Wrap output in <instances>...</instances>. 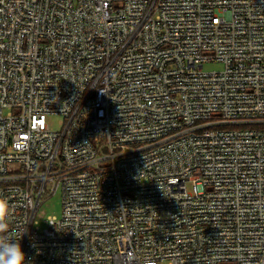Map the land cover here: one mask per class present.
<instances>
[{
	"label": "built area",
	"instance_id": "built-area-1",
	"mask_svg": "<svg viewBox=\"0 0 264 264\" xmlns=\"http://www.w3.org/2000/svg\"><path fill=\"white\" fill-rule=\"evenodd\" d=\"M0 197L28 264H264V0H0Z\"/></svg>",
	"mask_w": 264,
	"mask_h": 264
},
{
	"label": "clouds",
	"instance_id": "clouds-1",
	"mask_svg": "<svg viewBox=\"0 0 264 264\" xmlns=\"http://www.w3.org/2000/svg\"><path fill=\"white\" fill-rule=\"evenodd\" d=\"M12 214L8 201L0 197V264H28L19 241L7 236Z\"/></svg>",
	"mask_w": 264,
	"mask_h": 264
},
{
	"label": "rangeland",
	"instance_id": "rangeland-1",
	"mask_svg": "<svg viewBox=\"0 0 264 264\" xmlns=\"http://www.w3.org/2000/svg\"><path fill=\"white\" fill-rule=\"evenodd\" d=\"M221 69L220 65H207L204 67L205 71H218ZM62 118L58 115L49 116L47 124L53 131H57L61 128ZM61 213L60 207V193L47 200L40 208L38 217L45 219L48 216L59 217ZM42 227V224H41Z\"/></svg>",
	"mask_w": 264,
	"mask_h": 264
}]
</instances>
